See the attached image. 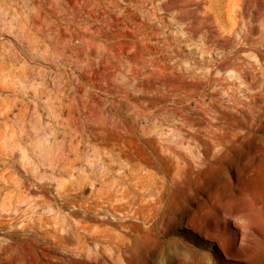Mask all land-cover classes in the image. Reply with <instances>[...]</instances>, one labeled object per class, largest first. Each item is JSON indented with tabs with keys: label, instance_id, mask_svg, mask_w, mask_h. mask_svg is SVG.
Instances as JSON below:
<instances>
[{
	"label": "rangeland",
	"instance_id": "1",
	"mask_svg": "<svg viewBox=\"0 0 264 264\" xmlns=\"http://www.w3.org/2000/svg\"><path fill=\"white\" fill-rule=\"evenodd\" d=\"M217 2L0 0V264H264V0Z\"/></svg>",
	"mask_w": 264,
	"mask_h": 264
},
{
	"label": "bare ground",
	"instance_id": "2",
	"mask_svg": "<svg viewBox=\"0 0 264 264\" xmlns=\"http://www.w3.org/2000/svg\"><path fill=\"white\" fill-rule=\"evenodd\" d=\"M217 8L214 10V17L215 20H212L213 22H215L216 26L218 27V29L221 30H228L233 32L235 28H237V21H236V9H237V4L239 3L240 0H223L225 2H223V4H221L219 2V0H217ZM211 24V22H210ZM208 26V24H207ZM212 26V24H211ZM209 27V26H208ZM214 28V27H213ZM212 28V30H213ZM208 31H211V29H208ZM212 33V31H211ZM214 33V31H213ZM250 41V40H249ZM247 45L249 44L248 42L246 43ZM246 44H244V48H242L241 51L246 50L249 46H252V49L255 50L257 52V55L259 56V61L260 58H262V55L264 53V38L260 35L258 40H253L250 41V44L248 46H246ZM257 45L259 46L257 48ZM255 46V47H254ZM246 48V49H245ZM256 63H260L257 62ZM261 64V63H260ZM239 67H237V69L240 71L241 74V78H242V82L245 86V88L247 89H256L257 88V84L258 82H260L261 77L260 76H255L256 75V69L257 67L254 66L253 64H250L249 62H246L244 59H242L241 64L239 65ZM236 69V68H235ZM251 72V74H250ZM253 74V76H251ZM262 95V94H261ZM246 100L247 99H252L253 101H256L255 98H250V95L246 94L245 96ZM259 100L261 101V96L259 97ZM254 111H256V108L254 109ZM259 111H256V114L259 115ZM1 132H0V137H1ZM248 135V134H246ZM0 155H3V148H2V144H1V140H0ZM2 177L7 180L6 176L4 174H2ZM7 184V183H6ZM17 197H20V195H18ZM219 215L222 218H225L229 224H231L233 222V215H243L241 209L237 208L234 210V213L232 215H227V213L222 210L219 209ZM237 217V216H235ZM244 230L242 228H237L236 232H234V234L232 235V240H233V245L235 247H238L242 244L243 240H244ZM218 248H220V251L222 252V255L226 258L229 257V255H232L234 253L233 249H225L223 248L221 245L218 244ZM236 255V254H235ZM234 256V255H233Z\"/></svg>",
	"mask_w": 264,
	"mask_h": 264
}]
</instances>
